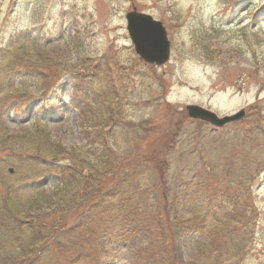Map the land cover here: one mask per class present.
<instances>
[{
  "label": "rangeland",
  "instance_id": "rangeland-1",
  "mask_svg": "<svg viewBox=\"0 0 264 264\" xmlns=\"http://www.w3.org/2000/svg\"><path fill=\"white\" fill-rule=\"evenodd\" d=\"M133 8L164 26V64L134 53L124 18ZM16 52L48 64L53 86L43 99L29 88L31 101L0 93V142L43 129L87 149L91 165L106 149L113 168L102 188L116 182L128 195L130 185L127 209L139 203L152 216L150 233L116 215L99 221L87 248L102 264H132V251L155 236L153 218L169 228V210L205 224L201 234L176 231L181 262L264 264V0H0V54ZM186 104L245 116L215 129L190 119ZM0 159L14 183H30L27 158ZM49 179H35L46 194Z\"/></svg>",
  "mask_w": 264,
  "mask_h": 264
},
{
  "label": "trees",
  "instance_id": "trees-1",
  "mask_svg": "<svg viewBox=\"0 0 264 264\" xmlns=\"http://www.w3.org/2000/svg\"><path fill=\"white\" fill-rule=\"evenodd\" d=\"M49 68L48 64L31 63L20 52L0 54L2 97L6 100L12 94H23L31 101L35 97L29 91L32 88L38 94L36 97L43 99L53 86L48 85L53 75ZM0 147V151L27 158L23 181H30L28 185L14 183L13 175L3 170L0 159V264H102L98 254L87 247L89 239L99 236L95 228L99 221H107V215H116L123 223L151 232L148 220L152 216L140 209L139 203L127 209L128 200L134 195L130 185L125 191L128 195L123 194L116 182L102 188L108 170L113 168L112 155L106 149L96 155L95 165H91L86 160L90 156L87 149L66 147L51 139L43 129L11 136L9 141L0 142ZM42 176L50 177L49 194L36 185L35 179ZM69 213L72 220L67 224L65 218ZM173 215L169 210L168 229H164L165 225L158 218H153L155 236L132 251V264H192L177 259L172 238L176 237L177 230L186 228L201 234L205 224L202 220H178ZM236 222L238 224L239 220ZM222 227L212 230L220 231ZM208 247L213 251L219 249L214 240ZM48 255H53L54 259L46 260ZM240 256L231 263H239Z\"/></svg>",
  "mask_w": 264,
  "mask_h": 264
},
{
  "label": "water",
  "instance_id": "water-1",
  "mask_svg": "<svg viewBox=\"0 0 264 264\" xmlns=\"http://www.w3.org/2000/svg\"><path fill=\"white\" fill-rule=\"evenodd\" d=\"M126 30L133 44L134 51L144 61L161 65L169 58V41L161 22L150 15L137 12L134 8L125 14ZM189 117L200 119L214 126H222L225 123L239 119L244 111L240 110L231 115L218 117L210 110L197 105H186Z\"/></svg>",
  "mask_w": 264,
  "mask_h": 264
}]
</instances>
